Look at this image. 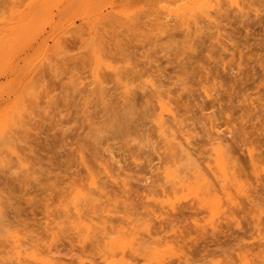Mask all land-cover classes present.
Returning <instances> with one entry per match:
<instances>
[{
    "label": "rangeland",
    "instance_id": "1",
    "mask_svg": "<svg viewBox=\"0 0 264 264\" xmlns=\"http://www.w3.org/2000/svg\"><path fill=\"white\" fill-rule=\"evenodd\" d=\"M69 2L24 0L20 8L28 11L34 4L45 8L26 41L39 35L49 48L57 42L63 49L58 54L49 52L31 58L33 65L28 71L35 70L37 77L28 97L35 102L32 115L38 124L32 125L37 128L30 131L27 144L18 143L26 161L20 164L8 153L0 155V208L26 243L19 248L26 249L21 256L23 264H241L243 256L249 264H264L257 247L264 242V171L254 166L264 168V0H241L238 7L223 5L210 11V20L197 16V23L191 22L188 29L182 26L166 32H152L151 25L156 28L166 20V8L178 7L173 0H74L67 7ZM103 21L136 25L135 37L121 29L106 36V40L113 37L122 44L123 60L106 56L103 48L114 42L96 41L95 37L102 35L98 28L91 32L82 25ZM97 61L114 68L136 65V75L126 79L129 88L117 81H108L103 88L95 82L89 85ZM187 64L190 67L182 72ZM177 76L188 84L185 90L171 95V107L176 112V106L187 118L177 126L184 127L182 133L188 131L189 148L202 143L201 149L207 150L210 142L222 141L241 175L245 192L240 195L231 189L237 201L232 206L226 194L218 190L211 197L220 206L218 214L197 217L203 227L201 231L189 229L190 239L195 237L193 242L188 240L189 247L172 241L149 248L138 257L132 250L141 234L132 239L130 228L127 233L83 241L84 227L72 229L68 217L71 212H65L71 208L76 192L87 190L90 180L76 151L78 146H82L86 165L97 183L107 181L108 189L112 188L107 178L111 175L117 182L114 189L127 185V203L137 207L136 213H144L141 204L145 202L154 209L158 207L156 201L172 203L179 209L193 197L186 190L166 195L156 192L161 181L153 165L158 163L161 138L139 89L151 80L161 81L162 90H174ZM206 77L217 91L210 92L208 98L198 83ZM18 91L17 84L6 89L9 93ZM46 91L51 92V98H45ZM125 97L134 99L126 102ZM36 104L39 107L35 108ZM110 115L127 120L114 126L117 119L109 121ZM178 137L185 147L181 134ZM248 148H252L254 161ZM31 165L36 172L27 177L25 169ZM116 205L122 210L123 203ZM46 209L52 216L46 217ZM111 209L114 218L123 214ZM93 211L75 224L94 226L107 214L102 206ZM231 211L234 218L228 216ZM164 212L173 214L170 209ZM140 224L138 221L139 229ZM53 231L57 232L55 239L51 237ZM140 231L145 232L142 228ZM7 238L0 228V264H16L15 249ZM110 240L115 243L112 254L101 258L102 252L96 248Z\"/></svg>",
    "mask_w": 264,
    "mask_h": 264
},
{
    "label": "bare ground",
    "instance_id": "2",
    "mask_svg": "<svg viewBox=\"0 0 264 264\" xmlns=\"http://www.w3.org/2000/svg\"><path fill=\"white\" fill-rule=\"evenodd\" d=\"M23 1L0 0V155L2 153H8L14 156L20 164H23L26 158L18 151V143L27 144L26 140L30 136V131L37 128V126L32 125L38 124L37 121H33L34 116L32 115L34 110L32 106L35 102L28 97L30 94L29 90L37 77L36 72H34L35 70L28 71L33 65L31 58L44 53L49 55V52L58 54L63 50L62 45L60 47L57 42H55L53 48H49L46 46L45 39L39 37V35L30 41H26L27 36L35 29L37 19H39L41 12L45 8L43 5L34 4V6L28 7V11H24L25 9H20ZM173 2L179 3L178 7L176 9L166 8V20L161 24H157L156 28H153L151 25L152 32L154 30L166 32L182 26H186V29H188L191 22L197 23V16H202L210 20L212 18L211 10L219 9L223 5L238 7L241 0H173ZM73 3L74 0H70L67 7L72 6ZM82 21H84V18ZM103 22L98 25L83 24L82 22V25L83 28L85 27L91 32L92 30L96 31L97 28L102 32V35L95 37L96 41L104 43V41L112 40L114 42L111 47L103 48L107 57L115 59L119 56L122 59V52L124 51L122 44L115 42L113 37H108L106 40V36L110 32L115 33L121 29L126 32L131 31L130 36L135 37L137 36V33L134 32L136 25L129 22H120L119 24L114 21H109L108 23L106 21ZM10 53L11 55H9ZM99 61L96 62L98 64L91 72L93 80H90L89 85H93L95 82L94 85L97 84V86L103 88V85L108 84V81H117L116 83L124 84L125 87L129 88L127 80H129L128 77H132V74L136 75V65L123 64L122 67L114 68L107 63ZM189 67V64L187 66L184 65L181 71L185 72V69ZM191 67L194 69V66ZM130 74L131 76H129ZM198 83L203 90L204 96L207 98L212 95L210 92H217L214 88V82L207 77L204 81L201 80ZM14 84L19 86V91L13 93L6 92V89ZM187 84V81H181L177 76L175 83H173L176 87L174 90L167 88L162 90L164 86L161 81L154 83L151 80L140 85L139 89L143 91L142 97L144 104H142L145 105V108L147 106V111L152 110L155 130L161 138V145L158 146V150L161 149V151L157 153L158 163L153 165L154 170L158 172L157 177L161 181V184L156 185V192L166 195L168 193L176 194L178 191L186 190L187 192H192L193 197L184 205L180 206L179 209H176L174 204L165 201H156L155 205L158 207L154 209L148 202H145L141 204L144 213H136L137 207L134 205L129 207L130 203H127L130 199L129 190L126 189L127 185L122 184L117 189H114L113 186L117 185V182L111 175H107V178L111 179L110 183L113 185L112 188L108 189L109 184L107 181L97 183L89 171V167L86 165L87 161L83 156L82 146H78L76 151L79 153L81 162L90 180L87 190L85 192H76V195L73 197V202H71V208L66 209L65 212H71L68 217L70 218L69 223H72V229L79 228L80 230L84 227V232L82 233L83 241L92 238L97 240L100 236L101 238H107L111 233H127L130 228L128 235L132 236V239L136 238L135 236L137 234H141V236L136 238L137 246L132 250L138 257L143 256L149 248L155 249L159 244L172 241L182 244V247H189L188 240L191 242L195 241V237H192L194 240L190 239L189 229L201 231V227H203L198 224L197 217L205 213H211L212 216L218 214L220 206L216 200L213 201L211 199L212 196L213 198L216 196L218 190L226 194L227 201L229 200L230 205H237L236 197L232 195L231 189H234L237 194L241 195L245 192V188L236 164L230 157L229 151L224 149L222 141L210 142L211 147L207 150L201 149L202 143L200 145L198 144L197 148H189L191 142L188 140V131L182 133L184 127L177 126L183 123V121H186L187 118H183L184 113L179 114V109L176 106V112H173L171 95L185 90ZM127 88H123L126 89L124 92L127 91ZM130 92L133 93L134 90ZM44 96L47 99L52 97L50 91H46ZM132 97H125V101L134 99ZM37 107H39V104L35 105V108ZM110 116H108L109 121L113 122L115 120L113 118L117 119L115 117L116 115H113L114 117ZM124 117L118 118L112 124L114 126L120 125V123L127 120ZM178 134H181L186 145L185 147L178 137ZM248 154L251 160L254 161L252 148H248ZM33 166H30L32 168L31 170L30 168L25 169L29 173L26 175L27 177H31L36 172V170H33ZM254 166L256 170L264 171L263 167H257L255 163ZM103 170L105 172V168ZM117 190L119 192H116ZM123 197L124 199L120 200ZM183 198H187V196L184 195ZM116 203H123L122 210L118 209ZM101 206L107 214L104 217L100 216V222L96 225L90 226L86 223L85 226L83 225L84 223L80 224L81 222L78 223L79 225L77 223L75 224L76 221L84 218L83 215H88L89 212L95 213L93 210ZM108 207L109 209H105ZM111 208L115 210L113 213H120L122 211L123 214L120 217L114 218L113 214H110L113 211ZM168 209L172 211V215L164 212V210ZM45 213L47 218L52 216V213L48 212L47 209ZM132 215H134V218H131ZM228 216L234 218L233 211ZM138 221H141V228L145 232H141V228L139 229L137 227ZM238 224L239 222L236 221L235 225ZM81 225L82 228H80ZM258 225L259 223L255 224L256 230H258ZM125 226H127V229ZM0 228H3L4 233L8 236L6 241L10 240V246L15 249L17 256L14 262L16 264H23L21 256L25 253L26 249L20 250L19 248L26 243L21 241L20 232L16 228V225L14 226L12 222L8 221L7 214L2 212L1 208ZM26 235L24 236L23 233L22 237H26ZM56 235L57 232H51L52 239H55L57 237ZM260 235L258 232V236ZM29 242L36 243L33 240H29ZM112 242L113 240H110L108 243L105 242L106 244L103 243L97 246L96 249L102 252L100 255L101 258L106 259V254H112L111 252L115 247V243ZM38 246V244L35 245L36 248ZM257 247L260 249V255L264 258V242H260ZM48 249L51 252L49 247ZM57 261L59 260H55V262ZM241 264H249L246 256L242 257Z\"/></svg>",
    "mask_w": 264,
    "mask_h": 264
}]
</instances>
